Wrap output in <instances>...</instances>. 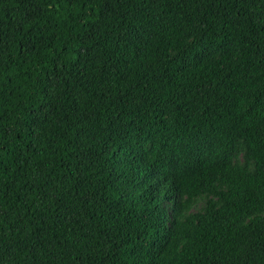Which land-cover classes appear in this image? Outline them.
<instances>
[{
  "label": "trees",
  "instance_id": "1",
  "mask_svg": "<svg viewBox=\"0 0 264 264\" xmlns=\"http://www.w3.org/2000/svg\"><path fill=\"white\" fill-rule=\"evenodd\" d=\"M0 264H264V0H0Z\"/></svg>",
  "mask_w": 264,
  "mask_h": 264
}]
</instances>
